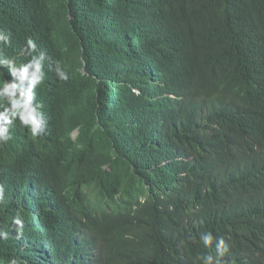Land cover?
Instances as JSON below:
<instances>
[{
	"label": "trees",
	"instance_id": "obj_1",
	"mask_svg": "<svg viewBox=\"0 0 264 264\" xmlns=\"http://www.w3.org/2000/svg\"><path fill=\"white\" fill-rule=\"evenodd\" d=\"M0 32L50 55L48 136L0 148V264H201L216 237L264 264V0H0Z\"/></svg>",
	"mask_w": 264,
	"mask_h": 264
},
{
	"label": "clouds",
	"instance_id": "obj_2",
	"mask_svg": "<svg viewBox=\"0 0 264 264\" xmlns=\"http://www.w3.org/2000/svg\"><path fill=\"white\" fill-rule=\"evenodd\" d=\"M11 42L10 34L0 32V45L7 46ZM23 60L10 58L0 54V68L4 73V81L0 84V148L10 142L19 129H24L28 136L37 138L48 136V119L40 110L38 105V95L41 86L46 80L47 69L50 55L39 46L34 38L26 40L24 48L20 54ZM29 59V60H28ZM26 60L27 63H26ZM150 59H144L136 68L137 79H143V69L141 65L152 64ZM56 77L60 81L67 82L69 75L56 62L53 69ZM131 93L136 97V103H139V97L144 94V89L140 84L130 87ZM136 92L138 94H136ZM75 131L72 136L77 135ZM0 192H3L0 187ZM16 224L22 226V222L17 219ZM0 238L7 239L6 233H0ZM214 237L211 232H205L202 241L205 247L213 243ZM217 255L205 254L197 257L201 264H227L224 255L228 250L223 237H216ZM11 264H17L15 260Z\"/></svg>",
	"mask_w": 264,
	"mask_h": 264
},
{
	"label": "rangeland",
	"instance_id": "obj_3",
	"mask_svg": "<svg viewBox=\"0 0 264 264\" xmlns=\"http://www.w3.org/2000/svg\"><path fill=\"white\" fill-rule=\"evenodd\" d=\"M94 51L96 52V48L94 49ZM136 94H138V93L136 92Z\"/></svg>",
	"mask_w": 264,
	"mask_h": 264
}]
</instances>
